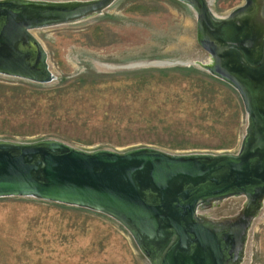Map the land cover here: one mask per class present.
Segmentation results:
<instances>
[{
    "label": "rangeland",
    "instance_id": "374dc122",
    "mask_svg": "<svg viewBox=\"0 0 264 264\" xmlns=\"http://www.w3.org/2000/svg\"><path fill=\"white\" fill-rule=\"evenodd\" d=\"M244 1L210 0V6L226 14ZM32 32L54 77L0 73V138L56 137L86 149L151 145L172 152L240 146L247 122L242 99L196 63L204 50L195 13L181 0H115L100 14ZM244 201L229 197L206 212L234 216ZM0 264L151 263L129 231L104 212L8 195L0 196ZM239 264H264V198L251 216Z\"/></svg>",
    "mask_w": 264,
    "mask_h": 264
},
{
    "label": "water",
    "instance_id": "95a60500",
    "mask_svg": "<svg viewBox=\"0 0 264 264\" xmlns=\"http://www.w3.org/2000/svg\"><path fill=\"white\" fill-rule=\"evenodd\" d=\"M114 1L0 0V73L52 79L47 52L32 30L84 20ZM181 1L195 13L204 50L203 64L196 63L242 99L247 122L238 149H86L56 137L0 138V196H36L104 212L129 231L151 264H239L251 216L264 198V32H254L245 19H252L257 0L226 14L215 13L210 0ZM233 195L246 197L236 215L206 212Z\"/></svg>",
    "mask_w": 264,
    "mask_h": 264
},
{
    "label": "flooded vegetation",
    "instance_id": "af4514ba",
    "mask_svg": "<svg viewBox=\"0 0 264 264\" xmlns=\"http://www.w3.org/2000/svg\"><path fill=\"white\" fill-rule=\"evenodd\" d=\"M263 8H264V6H263ZM255 11H251L250 13H254ZM255 14V13H254ZM253 14V15H254ZM251 15V14H250ZM253 15H251V17L250 18H252V19H249L248 18V15L246 16V18L245 19H248V21H251L252 22V24H253V29H254V32H256V33H262V32H264V22H263V20L261 19V21H256L255 20V18L253 17ZM202 48V47H201ZM219 78V77H218ZM220 79H222V78H220ZM223 80V79H222ZM223 81H225V80H223ZM225 82H227V81H225ZM228 84H229V82H227ZM231 85V84H230ZM232 86V85H231ZM234 89H236L234 86H232ZM238 92V91H237ZM239 93V92H238ZM235 196H239V195H233V196H228V197H226V198H223V199H221V200H219L216 204H218V203H220V202H223L225 199H227V198H229V197H235ZM245 197V196H244ZM245 199H246V197H245ZM245 202V201H244ZM244 205V204H243ZM254 205H257L256 203H254L253 204V206L252 207H254ZM253 214H256L255 213V211H254V213Z\"/></svg>",
    "mask_w": 264,
    "mask_h": 264
},
{
    "label": "bare ground",
    "instance_id": "6f19581e",
    "mask_svg": "<svg viewBox=\"0 0 264 264\" xmlns=\"http://www.w3.org/2000/svg\"><path fill=\"white\" fill-rule=\"evenodd\" d=\"M256 2V4L258 5L257 6V8H256V12H255V14L253 15V17L255 18V20L256 21H261V17L263 16V10H264V8H263V6H262V4H261V2H258V0L257 1H255ZM170 61V60H169ZM195 61H197V62H199L200 64H203V62L202 61H200L199 59H197V60H195ZM171 63V62H170ZM261 205L263 206V200H262V202H261ZM260 205V206H261ZM260 208V207H259ZM258 211V209L255 211V212H257ZM226 216V215H225ZM247 258V257H246Z\"/></svg>",
    "mask_w": 264,
    "mask_h": 264
}]
</instances>
